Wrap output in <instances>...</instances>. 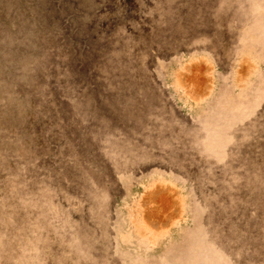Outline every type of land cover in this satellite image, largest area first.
Instances as JSON below:
<instances>
[{"label": "rangeland", "instance_id": "obj_1", "mask_svg": "<svg viewBox=\"0 0 264 264\" xmlns=\"http://www.w3.org/2000/svg\"><path fill=\"white\" fill-rule=\"evenodd\" d=\"M0 264H264V0H0Z\"/></svg>", "mask_w": 264, "mask_h": 264}]
</instances>
